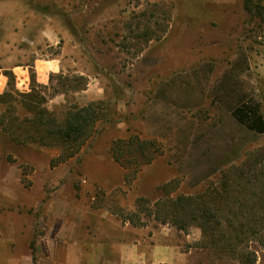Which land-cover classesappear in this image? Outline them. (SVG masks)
<instances>
[{
	"label": "rangeland",
	"instance_id": "rangeland-1",
	"mask_svg": "<svg viewBox=\"0 0 264 264\" xmlns=\"http://www.w3.org/2000/svg\"><path fill=\"white\" fill-rule=\"evenodd\" d=\"M251 7L252 11L247 10L244 0H0V13L47 12L51 17L40 15L46 20L59 13L84 11L119 15L114 27L87 36V53L95 64L88 62L81 67L102 78L105 112L96 132L74 157L114 158L102 131L104 123L118 118L114 112L121 105L122 110L139 113L127 122L135 130L119 139L137 135L140 140L152 141L153 145L146 148L147 156L154 157L149 163L157 159L168 169L157 164L161 175L156 186H148L146 178L138 186L142 195L136 199L134 209L122 207L121 197L126 196L123 188L107 191L97 187L96 192L85 194V199L80 193L75 195L80 204L107 206L137 223V212L142 209L137 202L145 198L146 209L140 212L144 249L149 256L155 253L162 261L145 260L141 264H241L229 253L202 247L203 235L197 225L181 230L145 212L155 211L154 203L164 197L196 194L209 186L220 188L229 166L247 167L250 162L264 161V133L249 129L235 113L237 108L250 104L264 117V0H252ZM35 16L28 17L39 22ZM29 46H33L29 41L17 43L14 60L31 64L37 57L51 59L60 50L59 44L40 45L38 52L29 50ZM6 72L9 70H0V264H40L36 257L38 248L34 242L27 244L23 229L33 217L39 218V213L32 211L55 196L43 176L64 173L69 168L79 175L100 174L112 164L81 168L78 160L73 167L67 164L59 168L67 161L53 165L60 148L15 141L4 126L26 116L23 98L17 92H30L31 79L24 89L18 87L16 79L1 86V74ZM57 75L52 76V88L35 89L46 95L45 106L52 93L74 89L82 83L77 73L64 75L70 78L68 82ZM72 100L68 97L62 108L54 110L57 115H62ZM14 129L16 134L24 132L17 126ZM146 158H138L142 167L135 177L134 166L126 169L114 158L124 172L132 173L127 184L132 185L149 164L144 163ZM134 159L128 152L125 160ZM238 175L240 172H233L230 177L239 179ZM69 193L70 190L63 198L70 200L74 193ZM234 194L239 196L238 192ZM152 242L159 245L151 246ZM249 245L257 252L256 264H264V249L255 242ZM27 250L33 256L30 263L21 260Z\"/></svg>",
	"mask_w": 264,
	"mask_h": 264
},
{
	"label": "crops",
	"instance_id": "crops-1",
	"mask_svg": "<svg viewBox=\"0 0 264 264\" xmlns=\"http://www.w3.org/2000/svg\"><path fill=\"white\" fill-rule=\"evenodd\" d=\"M220 1L225 2L226 0ZM95 14L86 11L70 14L59 13L53 19L46 20L40 15L51 17L47 12L40 15L1 12L0 57L3 60L0 62V70H9L10 76L16 79L21 89L28 87L29 68L34 70L37 82L48 86L49 89L53 85L51 75L77 73L87 78L86 84L82 87L61 90L51 95L47 103V108L50 110L62 108L67 103L68 97L81 106L92 101L106 99L102 78L99 74L82 68L81 65L89 64L88 62L95 64V60L87 53L89 51L87 36L97 32L96 30L114 27L119 15L117 13ZM29 15H36L35 17L40 21L33 22L35 18H30ZM23 40L32 43L33 46L28 48L34 52H38L41 49L40 45L44 44L48 46L59 44L60 50L51 59L42 60L37 57L31 64L24 60L15 61L17 43ZM152 47L151 44L149 49ZM1 75L3 77L2 86L7 84L10 78L6 74ZM122 109L124 107L119 105L118 110L114 112L118 118L114 121L107 120L108 122L103 124V138L107 140L108 148L114 140L126 138L131 131L135 130L132 126H127L129 125L127 122L138 117V110ZM123 116L129 119L124 120ZM78 160L81 168L88 167L89 164L105 165L107 163L112 166L100 174L84 172L79 175L72 173L69 168L64 173L52 172L43 176V180H48V187L55 196L47 200L45 205L32 211L39 213V218L34 215V221L32 220L23 229L27 244L34 242L38 248L36 257L40 264H141L145 260L162 261L161 258L156 257L155 253L149 256L145 251L143 225L133 224L121 216L118 211L111 210L107 206L80 204V198L75 193H80L81 198L85 199V194L96 192L97 187L107 191L123 188L126 196L121 197L122 207L134 209L136 199L142 195L137 191L138 186L145 178L148 186H156L155 182L161 175L156 165H163L168 169L167 165L155 159L152 163L145 165L134 179V183L129 185L125 180L122 166L111 156L79 159L71 157L65 163L60 164L59 168L67 164L73 167ZM69 190L74 195L69 197L70 200H66L63 195ZM36 218L40 223H37ZM155 244L159 245V243L152 242L151 246L155 247ZM32 257L31 251L27 250V255L21 260L30 263Z\"/></svg>",
	"mask_w": 264,
	"mask_h": 264
},
{
	"label": "trees",
	"instance_id": "trees-1",
	"mask_svg": "<svg viewBox=\"0 0 264 264\" xmlns=\"http://www.w3.org/2000/svg\"><path fill=\"white\" fill-rule=\"evenodd\" d=\"M251 3L252 0H244V6L249 11H252ZM159 38L160 36L157 39ZM151 39L152 37L148 38V41ZM31 71V91L17 92L23 98L22 103L27 114L8 122L4 129L17 142H38L60 148L59 157L52 161L55 165L76 156L96 132L97 123L104 118V101H92L81 106L72 100L59 116L45 106L46 95L43 96L35 90L47 89L48 86L38 83L35 72ZM5 74L10 78L8 83L14 81L10 72ZM52 76L54 75H51V82ZM57 76L63 77L66 82L71 81L63 74ZM79 79H82L80 87L86 84L87 79L84 76L80 75ZM257 110V107L245 104L237 108L235 113L249 129L264 133V117ZM16 126L24 132L16 134ZM149 144L153 145L152 141L140 140L137 135H132L127 139L114 140L111 151L114 158L126 169L134 166L132 172L135 177L142 167L139 157H147L144 163L154 159L153 156H147L146 148ZM128 152L135 157L134 162L125 160ZM233 172H240L239 179L230 177ZM131 174L128 170L125 172L127 182L130 181L128 178ZM235 192L239 196H235ZM144 201L145 198L141 197L137 202V206L142 207L136 211L140 223V212L146 209ZM154 206L155 211L146 210L145 213L154 216L161 223H173L181 230L197 225L203 235L202 247L229 253L238 258L241 264H256L257 252L250 249L249 244L255 242L264 249V161L250 162L247 167L229 166L224 171L220 188L209 186L196 194L164 197L157 200ZM127 219L133 224L143 225L134 218Z\"/></svg>",
	"mask_w": 264,
	"mask_h": 264
}]
</instances>
